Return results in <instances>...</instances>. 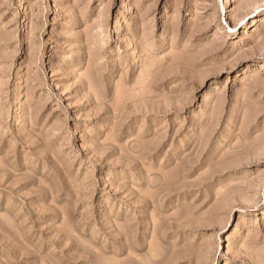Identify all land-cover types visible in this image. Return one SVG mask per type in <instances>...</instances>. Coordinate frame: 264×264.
Instances as JSON below:
<instances>
[{
	"label": "rangeland",
	"instance_id": "374dc122",
	"mask_svg": "<svg viewBox=\"0 0 264 264\" xmlns=\"http://www.w3.org/2000/svg\"><path fill=\"white\" fill-rule=\"evenodd\" d=\"M0 264H264V0H0Z\"/></svg>",
	"mask_w": 264,
	"mask_h": 264
}]
</instances>
